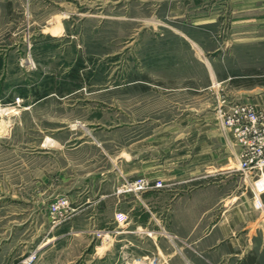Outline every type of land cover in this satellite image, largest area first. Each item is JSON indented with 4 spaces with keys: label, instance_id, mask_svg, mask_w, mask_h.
I'll return each instance as SVG.
<instances>
[{
    "label": "rangeland",
    "instance_id": "obj_1",
    "mask_svg": "<svg viewBox=\"0 0 264 264\" xmlns=\"http://www.w3.org/2000/svg\"><path fill=\"white\" fill-rule=\"evenodd\" d=\"M170 3L0 0V264H24L34 254L32 264H147L133 260L128 241L101 248L102 257L95 246L101 241H87L92 248L84 259L76 253L74 229L43 243L53 235L48 223L52 228L64 221L53 222L50 202L89 170L112 163L111 154L132 142L125 134L129 123L145 118L151 100L164 106L158 99L167 95L173 107L169 86L175 82L184 96L178 108L209 91L217 110L222 98L233 95L230 84L205 87L211 71L203 60L212 57L201 47L219 49V79L246 74L242 83L254 86L264 77L256 75L264 74V0H220L216 22L209 24H195L190 14L169 17ZM233 64L237 69L226 68ZM197 100L200 108L208 101ZM167 105L170 125L175 119ZM118 125L121 130L112 131ZM133 242L151 250L148 263L161 264L155 241Z\"/></svg>",
    "mask_w": 264,
    "mask_h": 264
},
{
    "label": "crops",
    "instance_id": "obj_2",
    "mask_svg": "<svg viewBox=\"0 0 264 264\" xmlns=\"http://www.w3.org/2000/svg\"><path fill=\"white\" fill-rule=\"evenodd\" d=\"M209 1L172 0L169 17L190 14L195 24L216 22L215 4L220 0H212V7L208 9ZM200 49L212 57V60L208 56L203 60L211 71L210 79L203 83L205 87L211 88L216 82L230 84L234 93L229 92L227 99L251 104L264 114V77L255 80L254 86L242 83V77H249L246 74L229 73L219 79L215 70L219 49ZM226 68L237 69L234 64ZM146 80L134 79L132 83L143 81L150 85V80ZM169 88L174 91L169 95L175 96V112L171 110L170 96L161 95L158 100L164 106L157 108L155 100H151L153 108L145 118L129 123L125 134L133 136L132 142L111 154L112 163L89 170L80 183L60 192L59 195L70 199L73 212L57 226L51 228L48 223L53 235L43 245L74 229L77 237L72 241H77L76 253L84 259L92 248L87 241H101V245H95L99 257L103 256L99 253L101 248L106 252L120 241H128L130 244L126 246L132 247L128 251L132 252L129 253L133 260L150 264L151 250L138 247L133 241H142L141 245L155 241L157 256L154 258L161 264H264V211L253 206V178L244 177L236 169L238 147L232 131L216 114L209 91L193 97L190 104H195L178 108V100L184 96L177 92L183 88L177 82ZM199 96L208 99L203 108L196 104ZM168 102L170 118L175 119L170 125L164 113ZM121 128L118 125L112 131ZM139 176L161 179L164 186L146 190L140 196L115 193L122 179ZM262 198L264 201V194ZM44 210L48 211V204L41 209ZM117 211L127 213L129 219L118 224ZM100 231H104L101 240ZM135 247L142 249L136 251Z\"/></svg>",
    "mask_w": 264,
    "mask_h": 264
},
{
    "label": "built area",
    "instance_id": "obj_3",
    "mask_svg": "<svg viewBox=\"0 0 264 264\" xmlns=\"http://www.w3.org/2000/svg\"><path fill=\"white\" fill-rule=\"evenodd\" d=\"M216 111L223 125L234 135L238 147L236 169L244 177L253 178V206L256 210L264 211V114L251 104L231 101L226 97L221 99ZM163 186L161 179L151 180L143 176L124 178L118 185L117 193L138 196L148 189ZM72 212L73 207L66 195H58L49 204V214L54 223L66 220ZM128 219V214L123 211L115 213L118 224ZM103 233L104 231L98 232L99 236ZM35 258L36 254L24 264H32Z\"/></svg>",
    "mask_w": 264,
    "mask_h": 264
},
{
    "label": "bare ground",
    "instance_id": "obj_4",
    "mask_svg": "<svg viewBox=\"0 0 264 264\" xmlns=\"http://www.w3.org/2000/svg\"><path fill=\"white\" fill-rule=\"evenodd\" d=\"M0 111L2 112V111H4V109H1Z\"/></svg>",
    "mask_w": 264,
    "mask_h": 264
}]
</instances>
